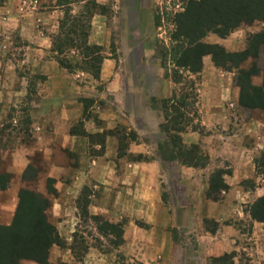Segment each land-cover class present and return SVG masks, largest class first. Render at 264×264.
Here are the masks:
<instances>
[{"label": "rangeland", "instance_id": "374dc122", "mask_svg": "<svg viewBox=\"0 0 264 264\" xmlns=\"http://www.w3.org/2000/svg\"><path fill=\"white\" fill-rule=\"evenodd\" d=\"M139 2L141 0H138ZM61 4H63L62 9L67 11L69 8L67 11L69 14L65 13L59 23L58 32L53 39L52 58L56 61L64 60L73 73L80 74L77 79L93 82L96 63L91 61L90 55L94 56L95 50H85L84 43L87 42L89 13L91 10L103 11L109 22H112L110 24L114 30L111 43L106 48L102 47V55L115 58L122 79L136 81L141 85L140 90L146 91L145 103L137 102L135 95H131L126 99L129 105L127 109L129 111L130 108V111L136 115L143 110L152 114L148 120L137 119V123H134L137 127L148 130L145 136L156 146L153 157L163 163L166 176V182L162 183L163 201L170 207L171 213L175 208L177 209V214L174 213L173 216L179 224L185 223L190 226L172 231V237L176 241V247L172 248V255L179 261L178 264H181L183 251L180 244L188 247L186 248L188 259H191L194 264H231L230 257L223 254L219 258L210 257L207 261L204 258L195 257L190 244L195 239L196 232L193 229L196 227L198 231L208 232H214L218 227L215 219L208 217L199 202L202 196L207 198V191L212 189V183L220 182L221 175L226 182L225 190L224 188L216 190L214 194L221 198L217 200L221 202L226 195L229 197L225 209L227 213L222 215L224 224L228 226L224 230L225 233L220 235V240H228L236 246V251L229 253H232L233 257L235 255L237 264H264V222L254 218V213L255 216L264 217V204H258V200L264 198V110L245 108L239 104V88L235 82L236 70L228 71L216 67L211 55L204 56L203 63L212 64L219 78L214 77V74L204 77V66L202 71L196 74H191L184 69L176 70L170 57L163 56L174 44L171 41L172 31L175 28L174 14L183 10L186 0H150L148 13L152 15L153 20L148 23L143 21L141 25L137 21V11L131 10L133 8L127 12L125 7L117 12L115 18H112L116 12L111 7L93 9L91 4L89 8L73 7L67 2H61ZM26 6H23V0L17 4L21 12L29 11ZM43 6L39 5L37 9L43 11ZM156 17H158V24H156ZM62 22H66L65 26L61 25ZM71 28H74L75 32H71ZM263 28L264 22L254 21L242 24L224 38L215 32L208 33L203 41L218 43L227 51H242L247 47L248 37ZM14 34L10 28L8 30L6 28L5 31L0 30V49L2 50L0 80L6 81L5 86L0 84V145L4 149L0 172L7 171L14 148L20 145H31L33 140L30 133L32 106L36 101L37 83L42 79L38 73L32 71L33 57L26 54L30 50L27 48V41L19 34ZM65 37L72 38L73 44ZM59 45L62 46V53L55 50ZM117 49L120 53H116ZM84 55H88L90 59L84 60ZM163 62L166 69L162 66ZM254 62L261 71L252 77V81L254 84H261L264 71V49L260 51L257 59L248 58L241 67L248 68ZM165 80L170 81L172 86L169 97L155 96L156 89L158 91L160 88L162 92H165V85L168 84ZM99 85L103 86L102 83ZM26 86H28L27 89H25ZM106 94L109 95L108 92ZM164 99L170 101H163ZM79 101L85 107H89L92 99L79 97ZM164 107H166L165 113L169 114L168 120L180 113L181 117L179 116L178 120L181 119V125L186 127L185 132L194 130L201 137L197 143H186L187 146H196L199 154L197 159L204 170L201 173L203 178L192 181L189 193L186 195H184L185 190L181 185V179L178 178L177 162L179 160L167 135L172 133L161 129L162 124L167 121L162 111ZM175 108L178 109L177 112H173ZM127 109L125 108L126 111ZM209 113L216 115L208 117ZM156 115L160 117L159 124L155 118H152ZM167 125L171 127L170 121ZM157 128H159L158 133H152ZM116 129L118 132L121 131L122 135H125L124 132L130 133L124 123L118 124ZM148 157L146 155L145 158ZM31 166L32 169L25 174L23 172L22 175L9 172L11 174L9 183L14 178V181L21 178L20 180L27 181L23 182L20 188L35 190L39 187L37 172L42 168ZM202 183L204 184L203 195L202 192L200 193ZM5 195L7 194L0 190V201L5 198ZM86 200L87 194L84 192L76 202L80 206V220L68 246L74 260L79 264H145L136 257L126 256L119 251L120 244L115 245L120 241L119 234L113 233L115 231L111 228L109 229L112 232L108 229L99 230L100 223L94 220L91 214L87 213L88 211L86 212L87 209L85 210ZM12 218L13 216L8 214H0V224L10 223ZM201 227L204 230L200 229ZM100 254L108 257L102 261L100 258L97 259ZM235 260L233 259L234 264Z\"/></svg>", "mask_w": 264, "mask_h": 264}, {"label": "crops", "instance_id": "0c3cea01", "mask_svg": "<svg viewBox=\"0 0 264 264\" xmlns=\"http://www.w3.org/2000/svg\"><path fill=\"white\" fill-rule=\"evenodd\" d=\"M61 2L73 7L86 6L88 3H94L98 8L111 7L116 12L112 18L125 7L127 12L133 8L131 10L137 11L139 25L143 21L148 23L153 20L148 13L150 0H141L139 3L138 0H37L35 8L28 12H21L17 8L20 0L0 2V30L10 28L14 35L19 34L27 41L30 50L26 54L33 57L32 71L42 77L37 83L36 101L31 112L30 133L33 140L31 145H20L13 149L7 172L22 175L30 164L42 168L37 172L39 187L35 190L50 199L48 217L64 242V246H51L48 264H79L68 246L80 220L76 202L84 192L87 194V210L90 214L101 215L111 223L122 224L123 241L119 251L124 255L136 257L145 264H178L179 261L172 255V248L176 247L172 231L190 226L179 224L173 216L177 214V209L171 213L170 207L163 201L162 183L166 182L163 163L153 157L156 146L147 140L145 135L148 130L135 124L137 119L146 121L152 114L144 112L143 108L137 115L130 108L129 111L127 109L128 97L135 95L137 102L142 104L145 103L146 91L140 90L141 85L136 81L122 79L119 65L113 57L103 56L98 78L93 82L77 79L80 74L69 71L52 58L53 39L66 13ZM39 5H44L43 11L37 9ZM88 18L87 43L108 47L113 39L112 22H109L103 11H93ZM116 53H120V50L117 49ZM209 74L219 78L214 66L206 62L203 75L206 77ZM165 81L168 83L165 92L156 89L155 96L169 97L172 86L170 81ZM5 83L4 79L0 80L3 86ZM101 83L103 86L99 85ZM79 97L92 99L90 106L85 107ZM210 115L215 117L216 114H207L208 117ZM152 118L160 123L159 115ZM121 123L127 125L130 133L124 132L125 135H122L121 131L118 132L116 127ZM158 131L159 128L152 133ZM182 140L185 144L197 143L201 137L198 132L190 130L182 133ZM3 152L4 149L1 154ZM139 155L143 157L137 159ZM146 155L149 157L145 158ZM177 169L186 195L192 181L203 178L201 173L204 170L180 162H177ZM47 177L54 179V194L46 191ZM20 179L14 181V178L7 189L2 190L7 195L0 201V214L13 216L18 203V190L27 181ZM203 186L202 183V195ZM228 197L226 195L222 202L201 197L199 205L208 217L215 219L218 227L214 232L205 231L203 227L200 229L204 231H198L197 227L193 229L196 234L190 244L195 257L207 261L210 257L236 251V246L225 240L224 236V240H220V235L225 233L228 226L222 220V215L227 213ZM180 246L183 249L181 264H194L188 259V247ZM107 257L100 254L97 259L103 261ZM233 259H236L237 264L235 255ZM19 264L39 263L22 260Z\"/></svg>", "mask_w": 264, "mask_h": 264}, {"label": "trees", "instance_id": "16d2710c", "mask_svg": "<svg viewBox=\"0 0 264 264\" xmlns=\"http://www.w3.org/2000/svg\"><path fill=\"white\" fill-rule=\"evenodd\" d=\"M90 4L93 9L96 8L94 3H88L86 8H89ZM67 11L66 13H68ZM92 12L91 10L89 15ZM155 19H157L156 24H158V17ZM173 21L175 28L172 31L171 41L174 44L170 51H166L163 56L165 58L167 56L170 57L174 69L179 71L184 69L191 74L199 73L204 66L203 57L211 55L212 62L216 67L228 71L236 70L235 82L239 88V104L245 108L264 110V71L262 72L261 84H254L252 77L258 75L261 71L257 63L254 62L248 68L241 67V64L248 58L257 59L260 51L264 49V28L248 37L247 47L242 51H227L218 43L203 41V38L211 32H215L224 38L242 24L254 21L264 22V0H186L183 10L174 14ZM65 23L62 22L61 25L65 26ZM71 32H75V29L71 28ZM65 39L73 44L72 38L65 37ZM84 49L95 50L93 51L95 55H90V58L92 62L96 63L93 76L98 78L100 64L103 59L102 48L85 42ZM55 50H58V53L63 51L60 45ZM88 58V55H84V60ZM58 62L62 67L71 71V67L64 60L60 59ZM162 66L165 67L164 62ZM163 101L170 100L164 99ZM165 110L166 107L162 111L167 121L162 124L161 129H164L167 133L169 131L172 133L167 135H169L176 158L181 164L203 167L197 159L199 154L196 146H187L181 138V133L186 130V127L181 125V119L178 120L181 114L178 113L179 115L170 117L168 120L169 114H166ZM177 111L178 109L176 108L173 110V112ZM169 121L171 127L167 125ZM2 149L0 145V164ZM141 157L139 155L137 159ZM31 169L32 166L30 164L26 167L24 174ZM10 177L11 174L9 172H0V190L7 188ZM53 182V178H46L45 187L47 193L54 194L56 192ZM225 186L226 182L221 175L220 182L212 183V189L207 191V198L214 201L221 199L215 196L214 191L223 188L225 190ZM87 203L88 200H86L85 210L87 209ZM259 203L264 204V198H260L258 200ZM77 206L79 209L80 206ZM49 207L50 199L46 195L26 187L19 189L18 203L11 222L0 224V264H19L22 260L48 264L51 246L54 244L64 246L56 226L49 220ZM90 216L100 223V226L98 225L100 231H104V229L110 230L109 228H111L115 231L113 233L119 234L120 241L115 243V245L118 246L122 243L123 229L121 223H111L101 215L91 214ZM254 218L264 222V217L255 216V213ZM110 232L112 231L110 230ZM223 256H229L231 264H234L232 253H225Z\"/></svg>", "mask_w": 264, "mask_h": 264}, {"label": "built area", "instance_id": "2783aa9c", "mask_svg": "<svg viewBox=\"0 0 264 264\" xmlns=\"http://www.w3.org/2000/svg\"><path fill=\"white\" fill-rule=\"evenodd\" d=\"M36 1L37 0H23V6L27 5L26 7L27 9L29 8L28 10L34 9L36 6Z\"/></svg>", "mask_w": 264, "mask_h": 264}]
</instances>
